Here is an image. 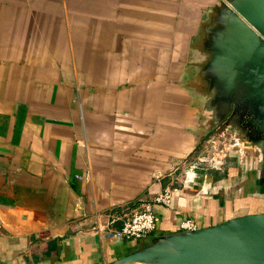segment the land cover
I'll return each mask as SVG.
<instances>
[{
	"label": "crops",
	"instance_id": "obj_1",
	"mask_svg": "<svg viewBox=\"0 0 264 264\" xmlns=\"http://www.w3.org/2000/svg\"><path fill=\"white\" fill-rule=\"evenodd\" d=\"M222 2L0 0V264H106L251 211L247 179L225 190L239 169L178 174L214 123L202 43ZM165 185L148 236L106 233Z\"/></svg>",
	"mask_w": 264,
	"mask_h": 264
},
{
	"label": "water",
	"instance_id": "obj_2",
	"mask_svg": "<svg viewBox=\"0 0 264 264\" xmlns=\"http://www.w3.org/2000/svg\"><path fill=\"white\" fill-rule=\"evenodd\" d=\"M213 11L201 69L212 125L234 114L248 140L264 149V0H225ZM106 264H264V211L153 235Z\"/></svg>",
	"mask_w": 264,
	"mask_h": 264
},
{
	"label": "rangeland",
	"instance_id": "obj_3",
	"mask_svg": "<svg viewBox=\"0 0 264 264\" xmlns=\"http://www.w3.org/2000/svg\"><path fill=\"white\" fill-rule=\"evenodd\" d=\"M242 122L243 120L240 122L235 117L233 121H230L231 127L228 130L223 131V133L209 134V136L200 140L196 145L193 155L196 159L191 157V161L186 166L178 169V174L183 176V170L185 171L190 168L188 164H194L196 167H204L205 171L214 178L222 176L227 178L229 176V167L233 166L232 169L234 171L236 169L240 171L236 175L238 180L233 186H230L231 183L227 184L225 190L228 193L232 189L238 188L243 181H246V177L250 175L248 173L250 172L249 168L252 166L255 158L258 157L261 160V152H264L262 146L255 145V143L248 140L247 127H240ZM253 133L256 135L254 131ZM245 141L250 142V145L244 143ZM206 191L208 192V189ZM219 193H222V191H219Z\"/></svg>",
	"mask_w": 264,
	"mask_h": 264
},
{
	"label": "built area",
	"instance_id": "obj_4",
	"mask_svg": "<svg viewBox=\"0 0 264 264\" xmlns=\"http://www.w3.org/2000/svg\"><path fill=\"white\" fill-rule=\"evenodd\" d=\"M190 167L187 170H183V180L189 176L187 173L196 166L194 164H188ZM87 175V176H86ZM88 177V174L85 173ZM77 177H80L77 175ZM172 199L171 188L168 185L163 186L156 194L152 196L150 201L141 202L139 205L135 206L131 210L118 214L116 212L104 213V215L109 218V222H113L115 219H119L118 227H106L105 231L108 235L116 236L119 238H140L148 236L154 229L157 222V214L153 209L154 203H160L163 205H168ZM198 227L197 221L192 217H185L177 223V229L179 231H184L188 229H195Z\"/></svg>",
	"mask_w": 264,
	"mask_h": 264
},
{
	"label": "flooded vegetation",
	"instance_id": "obj_5",
	"mask_svg": "<svg viewBox=\"0 0 264 264\" xmlns=\"http://www.w3.org/2000/svg\"><path fill=\"white\" fill-rule=\"evenodd\" d=\"M234 118V115H226L219 124L210 127L205 136L207 137L209 134L213 135V133H223V131L228 130L231 127L230 121H233ZM261 154V160L258 157L255 158L252 166L249 168L250 172L248 173L250 175L246 177V187L251 189L253 194L251 211L255 213L264 211V152L262 151Z\"/></svg>",
	"mask_w": 264,
	"mask_h": 264
},
{
	"label": "bare ground",
	"instance_id": "obj_6",
	"mask_svg": "<svg viewBox=\"0 0 264 264\" xmlns=\"http://www.w3.org/2000/svg\"><path fill=\"white\" fill-rule=\"evenodd\" d=\"M247 122V121H246ZM247 127V126H246ZM251 129H252V127H251ZM250 130V129H249ZM246 143V142H245ZM247 144V143H246Z\"/></svg>",
	"mask_w": 264,
	"mask_h": 264
},
{
	"label": "trees",
	"instance_id": "obj_7",
	"mask_svg": "<svg viewBox=\"0 0 264 264\" xmlns=\"http://www.w3.org/2000/svg\"><path fill=\"white\" fill-rule=\"evenodd\" d=\"M223 177V176H222ZM222 177H218V178H222Z\"/></svg>",
	"mask_w": 264,
	"mask_h": 264
}]
</instances>
